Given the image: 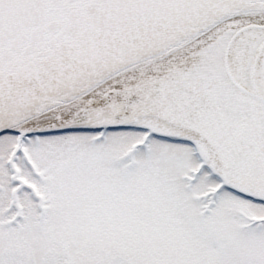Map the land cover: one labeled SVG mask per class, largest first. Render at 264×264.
I'll list each match as a JSON object with an SVG mask.
<instances>
[{
  "label": "snow or ice",
  "instance_id": "6c2138e0",
  "mask_svg": "<svg viewBox=\"0 0 264 264\" xmlns=\"http://www.w3.org/2000/svg\"><path fill=\"white\" fill-rule=\"evenodd\" d=\"M0 264H264V0H0Z\"/></svg>",
  "mask_w": 264,
  "mask_h": 264
}]
</instances>
